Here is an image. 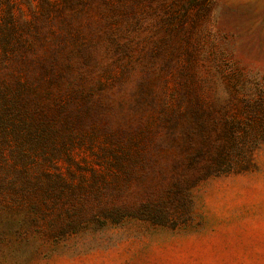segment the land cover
<instances>
[{"label":"rangeland","instance_id":"374dc122","mask_svg":"<svg viewBox=\"0 0 264 264\" xmlns=\"http://www.w3.org/2000/svg\"><path fill=\"white\" fill-rule=\"evenodd\" d=\"M4 34L0 264H264V0H0Z\"/></svg>","mask_w":264,"mask_h":264},{"label":"trees","instance_id":"16d2710c","mask_svg":"<svg viewBox=\"0 0 264 264\" xmlns=\"http://www.w3.org/2000/svg\"><path fill=\"white\" fill-rule=\"evenodd\" d=\"M10 34H4L2 40L3 50L0 51V62L4 59V55L13 54L12 48H10L11 40ZM11 45V46H10ZM11 51V52H10ZM28 92V88L23 82H18L17 87L13 88L10 84H6L4 81L0 80V145L10 138L7 134L9 130L17 129H31L30 125L34 122L31 114L27 113L25 108L23 97L25 93ZM2 156L0 152V157ZM212 163L217 162L218 158L215 157ZM216 167V164L215 166ZM212 166L208 165L207 169L211 170ZM217 169V168H216ZM212 172H210L211 174ZM18 183H11V189H16L18 187L33 188L36 187L37 182L33 178L26 177L23 180L18 177ZM4 186L0 184V189H4ZM4 190H0V193Z\"/></svg>","mask_w":264,"mask_h":264}]
</instances>
